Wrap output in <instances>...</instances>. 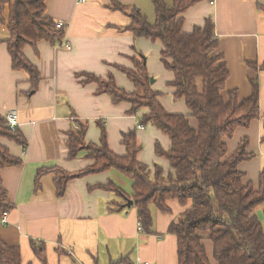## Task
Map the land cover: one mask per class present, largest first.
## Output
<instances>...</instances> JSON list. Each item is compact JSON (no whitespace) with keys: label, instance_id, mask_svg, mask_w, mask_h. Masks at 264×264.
<instances>
[{"label":"crops","instance_id":"0c3cea01","mask_svg":"<svg viewBox=\"0 0 264 264\" xmlns=\"http://www.w3.org/2000/svg\"><path fill=\"white\" fill-rule=\"evenodd\" d=\"M109 1H46L47 16L64 24L66 31L62 46L39 41L35 50L30 46L23 49L24 56L41 75L35 92L31 91L25 72L11 69L5 42L9 38L8 12L4 11L5 22L0 25V115L6 117L10 111L17 113L18 131L28 146L24 150L13 141L0 139L9 154L23 162L19 167L8 166L0 171L1 187L13 205L6 224L0 223V240L8 247L20 249L21 264H74L72 259L76 264H111L127 255L135 264H178L176 237L169 235L167 229L190 202L183 207L176 200L168 201L170 214H162L151 206L155 235H142L138 231L135 209L131 206L122 212H109L113 203H121V199L113 192L95 188L113 181L130 194L125 190L128 185L125 177L114 170L71 179L61 198L56 197L54 174H44L38 188L35 186L39 168L57 166L75 174L94 163L86 157L84 149L75 159H68V132L76 130L77 120L87 121L84 142L92 144L98 143L100 135L95 123L102 121L109 150L117 156L125 155L122 135L135 131L136 142L141 147L136 156L138 162L149 167L152 173L156 164L165 173L169 172V163L155 156L154 147L158 142L168 150L171 141L150 125L137 127L146 109L132 115L128 113L130 104L114 103L102 92L103 85L83 83L88 76H95L103 83L111 78L119 89L132 93L134 84L119 68L133 69L132 58L137 53L145 57L150 77L149 67L155 62L162 67L161 43L133 38L126 30L130 22L128 15L106 8ZM115 1L139 9L148 22L154 16L149 0ZM168 2L172 0H166V4ZM208 18L214 23L215 36L219 39L217 51L224 55L229 71L223 95L226 97L228 92L237 90L242 101L251 96L250 81L257 79L259 109L263 115L264 71L256 73L247 63H264V0L199 2L183 14L182 31L191 33L194 28L203 27ZM166 73L167 96L161 94L160 103L167 112L189 115L183 100H173L172 88L167 87L173 75L170 71ZM152 90L161 92L163 88L152 83ZM250 124L249 128H237L232 138L226 140L227 155L236 150L244 137L249 139L247 151L255 154V158L241 163L238 169L245 174L243 183L251 182L257 188L263 169L260 167L264 166V145L260 141L264 129L261 118ZM253 161H258L260 168L259 172L254 168L258 172L257 181L248 179L246 165ZM31 240L36 244L44 243V263L35 257ZM209 245L213 250L212 244ZM209 245L204 244L207 257L210 264L212 260L216 264L210 259Z\"/></svg>","mask_w":264,"mask_h":264},{"label":"trees","instance_id":"16d2710c","mask_svg":"<svg viewBox=\"0 0 264 264\" xmlns=\"http://www.w3.org/2000/svg\"><path fill=\"white\" fill-rule=\"evenodd\" d=\"M47 0H0V25L5 22L9 38L5 40L7 53L13 71H23L28 76L31 91L35 92L41 79L37 67L24 56L23 49L30 46L34 50L39 41L62 46L66 26L57 23L46 11ZM154 9V21L147 18L135 7L110 0L106 8L129 17L126 30L133 38H145L161 43L160 63L170 71L173 79L167 84L172 88L175 101L183 100L189 115L167 112L159 101L161 93L152 90L150 76L143 55L137 53L132 58L133 69L119 68L134 84L135 91L128 93L119 89L111 78L103 83L95 76H88L83 83H97L112 98L114 103L128 102V113L137 115L141 109L146 113L138 119V127L157 128L171 141L170 148L164 150L157 142L155 156L164 158L170 166L165 173L157 164L150 168L140 164L137 154L141 147L136 142L135 131L123 134L121 143L124 156L110 152L106 141L107 131L102 121H96L100 130L96 144L85 143L87 121L77 120L76 130L68 132V159H75L84 149L86 157L94 163L75 174L65 172L57 166L39 168L35 179L44 174H54L56 197L66 193L68 182L103 171H116L131 182V192L126 194L113 181L95 188L114 193L121 203H113L109 212H122L127 200L133 202L140 234L155 235L153 206L162 214H170L168 201L176 200L185 207L190 206L172 220L167 233L176 237L178 264H210L203 240L212 246V258L216 264H264V210L260 221L255 210L264 204V169L258 177V187L253 183H243L245 174L238 166L251 161L255 154L248 152L249 139H244L230 156L227 155L226 140L232 138L237 128H249L251 121L262 119L259 109V81H250L251 96L239 100L237 90L223 95L228 82L229 71L224 63V55L217 51L219 39L215 36L214 23L205 19L203 27L184 33L183 14L202 1L212 0H149ZM256 73L264 71L261 65L247 63ZM0 139H8L27 148V141L18 129L12 130L6 117L0 115ZM264 145V135L260 137ZM22 161L11 156L0 144V171L8 166L19 167ZM13 205L1 187L0 213L7 214ZM35 257L44 263L45 246L30 241ZM72 262H77L72 259ZM0 264H21L20 249L8 247L0 240ZM111 264H135L129 257H120Z\"/></svg>","mask_w":264,"mask_h":264},{"label":"rangeland","instance_id":"374dc122","mask_svg":"<svg viewBox=\"0 0 264 264\" xmlns=\"http://www.w3.org/2000/svg\"><path fill=\"white\" fill-rule=\"evenodd\" d=\"M148 1V0H147ZM171 5V3L170 2H168V4H167V6H170ZM154 21V16L150 19V21H149V23H151L152 24V22ZM149 68H151V70H152V72H151V70H150V73H151V77H150V79H152L153 80V84L155 85V87H161V88H163V90H161V94H162V97H165V96H167V94H166V90H165V82H164V78L166 77V75H167V73H166V71L164 70V68H162L161 66H159V63H157V62H155L154 64H153V66L152 67H149ZM174 100V99H173ZM175 101V100H174ZM247 167H248V169H247ZM254 168H256L257 170H258V172H259V169L260 168H263L264 169V166H262V167H258V161H253L252 163H249L248 165H246V169H247V173H248V179L249 180H251V181H257L256 180V176H257V173L258 172H256V170L254 169ZM262 169V170H263ZM255 170V171H254ZM261 170V171H262ZM253 171H254V173H253ZM260 171V172H261ZM124 178V177H123ZM125 180V182L126 183H128V185L126 186V192H131V188H130V184L131 183H129L130 181L128 180V179H126V178H124ZM264 210V204H262L260 207H258L256 210H255V213H256V215H257V217H258V219L260 220V221H262L263 220V213H262V211ZM204 244H207V245H209L210 243H209V241H207V240H204ZM208 251H209V255H210V259L212 258V248L210 247V245L208 246ZM212 260V259H211ZM212 264H215L214 262H213V260H212Z\"/></svg>","mask_w":264,"mask_h":264},{"label":"built area","instance_id":"2783aa9c","mask_svg":"<svg viewBox=\"0 0 264 264\" xmlns=\"http://www.w3.org/2000/svg\"><path fill=\"white\" fill-rule=\"evenodd\" d=\"M78 1L81 2L83 0H78ZM56 26H57V28H61L62 27V23H57ZM6 120H7L8 125L10 126V128L12 130L18 129L19 122H18L17 113L15 111L8 112L7 115H6ZM140 128H142V127H138V129H140ZM6 217H7V213L6 212L0 213V223L1 224H3V225L6 224V222H7ZM144 264H146V263H144Z\"/></svg>","mask_w":264,"mask_h":264},{"label":"water","instance_id":"95a60500","mask_svg":"<svg viewBox=\"0 0 264 264\" xmlns=\"http://www.w3.org/2000/svg\"><path fill=\"white\" fill-rule=\"evenodd\" d=\"M152 82H153V80L150 79V83H152ZM132 204H133V202L131 200H127V206L126 207L129 208L132 206Z\"/></svg>","mask_w":264,"mask_h":264}]
</instances>
